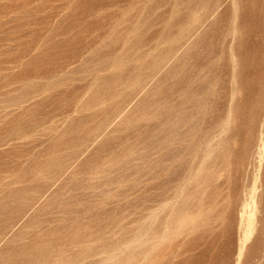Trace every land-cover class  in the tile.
<instances>
[{
    "label": "rangeland",
    "instance_id": "rangeland-1",
    "mask_svg": "<svg viewBox=\"0 0 264 264\" xmlns=\"http://www.w3.org/2000/svg\"><path fill=\"white\" fill-rule=\"evenodd\" d=\"M0 264H264V0H0Z\"/></svg>",
    "mask_w": 264,
    "mask_h": 264
}]
</instances>
